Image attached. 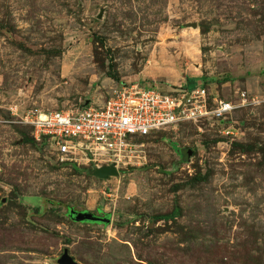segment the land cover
I'll list each match as a JSON object with an SVG mask.
<instances>
[{"label":"rangeland","instance_id":"1","mask_svg":"<svg viewBox=\"0 0 264 264\" xmlns=\"http://www.w3.org/2000/svg\"><path fill=\"white\" fill-rule=\"evenodd\" d=\"M129 83L255 101L138 139L106 180L20 123ZM65 249L79 264H264V0H0V264Z\"/></svg>","mask_w":264,"mask_h":264},{"label":"built area","instance_id":"2","mask_svg":"<svg viewBox=\"0 0 264 264\" xmlns=\"http://www.w3.org/2000/svg\"><path fill=\"white\" fill-rule=\"evenodd\" d=\"M254 101L246 91L239 93L235 103L213 96L207 87L185 85L163 91L129 83L114 89L101 105L68 111L32 109L20 123L30 127L34 140L46 143L60 162L86 160L99 168L116 164L138 139L185 124L227 122L239 107Z\"/></svg>","mask_w":264,"mask_h":264},{"label":"water","instance_id":"3","mask_svg":"<svg viewBox=\"0 0 264 264\" xmlns=\"http://www.w3.org/2000/svg\"><path fill=\"white\" fill-rule=\"evenodd\" d=\"M194 28H197V24L192 25ZM190 154V151H188ZM93 175L100 179H109L110 177L118 176L119 171L115 165H108L104 167L95 168L93 171ZM69 216L77 221V222H102V223H110L111 219L108 217H100L95 215L92 212L83 211L78 212L73 209L69 210ZM57 264H79L73 256L69 253L67 249L64 250L63 254L57 261Z\"/></svg>","mask_w":264,"mask_h":264},{"label":"trees","instance_id":"4","mask_svg":"<svg viewBox=\"0 0 264 264\" xmlns=\"http://www.w3.org/2000/svg\"><path fill=\"white\" fill-rule=\"evenodd\" d=\"M113 79H117V77L116 76H112V75H110ZM204 87H207V85L206 86H204ZM26 135V134H25ZM43 145V144H42ZM162 217V219H167V218H169L170 216H161ZM71 218V217H70ZM72 219V218H71Z\"/></svg>","mask_w":264,"mask_h":264}]
</instances>
